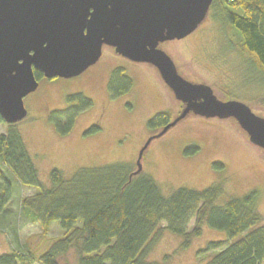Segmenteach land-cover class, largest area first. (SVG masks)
I'll use <instances>...</instances> for the list:
<instances>
[{
    "label": "rangeland",
    "instance_id": "obj_1",
    "mask_svg": "<svg viewBox=\"0 0 264 264\" xmlns=\"http://www.w3.org/2000/svg\"><path fill=\"white\" fill-rule=\"evenodd\" d=\"M160 47L185 78L209 85L219 99L242 101L254 113L264 116V78L248 62L237 34L224 23L218 11L211 10L190 35L164 41ZM116 67H122L131 77L133 87L127 94L111 98L107 82ZM77 92L91 98L93 105L78 114L68 134L60 135L48 115L65 107L67 95ZM23 103L27 115L15 124L45 185L49 184L52 168L70 175L79 167L126 162L135 170L140 150L162 129H149L147 121L157 112L169 111L174 118L181 111L180 101L152 65L132 62L109 46H103L99 60L80 75L42 77L37 89L26 95ZM96 124L99 130L86 133ZM6 131V123L0 122V132ZM191 146H197L198 151L185 153ZM140 163L142 172L156 181L164 195L181 186L201 189L217 183L222 185L220 199L224 200L256 190L257 207L264 222V150L250 143L232 119L189 115L153 139ZM216 163L223 167L215 166ZM4 173L10 181L11 200L1 220L0 254L16 249L35 260L64 231L55 221L44 233L38 222L30 221L20 205L36 189L20 184L7 168ZM193 225L194 218L187 229L191 230ZM210 241H221L224 247L233 240L228 239L225 231L204 225L201 234L193 237L187 248H182V239L164 229L151 237L145 259L159 264H203L220 250L202 252ZM74 261L72 252L60 259L61 264Z\"/></svg>",
    "mask_w": 264,
    "mask_h": 264
},
{
    "label": "trees",
    "instance_id": "obj_2",
    "mask_svg": "<svg viewBox=\"0 0 264 264\" xmlns=\"http://www.w3.org/2000/svg\"><path fill=\"white\" fill-rule=\"evenodd\" d=\"M211 10L234 30L248 62L264 78V0H212ZM35 75L42 77L37 71ZM132 87L133 80L122 67L112 70L107 82L111 98L127 94ZM66 103L48 115L60 135L68 134L78 114L93 105L82 92L67 95ZM171 118L169 111L157 112L147 126L163 128ZM0 122L4 121L0 118ZM6 125L7 131L0 132V225L11 200L7 168L20 184L36 189L22 199L23 214L38 222L44 233L55 221L64 233L35 260L11 249L0 254V264H61L60 259L71 252L75 255L71 264H159L145 259L156 232L170 231L187 248L204 225L225 231L233 241L224 247L221 241L208 242L202 252L220 250L203 264H264V222L256 190L224 200L217 183L201 189L181 186L164 195L150 175L141 171L131 176L134 169L126 162L79 167L70 175L52 168L45 185L16 124ZM96 125L86 133L99 130ZM197 151L191 146L185 153ZM192 218L194 225L188 230Z\"/></svg>",
    "mask_w": 264,
    "mask_h": 264
},
{
    "label": "water",
    "instance_id": "obj_3",
    "mask_svg": "<svg viewBox=\"0 0 264 264\" xmlns=\"http://www.w3.org/2000/svg\"><path fill=\"white\" fill-rule=\"evenodd\" d=\"M212 0H0V118L7 124L27 115L23 98L45 78H70L96 63L103 46L132 62L152 65L181 112L149 143L192 114L233 119L253 145L264 150V116L244 102L219 99L212 88L182 76L160 44L193 33L209 14Z\"/></svg>",
    "mask_w": 264,
    "mask_h": 264
},
{
    "label": "flooded vegetation",
    "instance_id": "obj_4",
    "mask_svg": "<svg viewBox=\"0 0 264 264\" xmlns=\"http://www.w3.org/2000/svg\"><path fill=\"white\" fill-rule=\"evenodd\" d=\"M115 52V51H114ZM116 53V52H115ZM117 54V53H116ZM117 55H119V54H117ZM121 56V55H120ZM139 63V62H138ZM145 64H147V63H145ZM157 71V70H156ZM158 73V72H157ZM42 75V74H41ZM159 75V74H158ZM35 77H36V75H35ZM42 77H44L43 75H42ZM42 77H40V78H37V80H38V84H39V80L42 78ZM160 77V76H159ZM161 79V78H160ZM181 103V102H180ZM182 107H183V105H182V103H181V110H182ZM181 112V111H180ZM190 115H192V114H190ZM177 116V115H176ZM189 116V115H188ZM173 119V117L171 118V120ZM158 133V132H157ZM156 139V138H155Z\"/></svg>",
    "mask_w": 264,
    "mask_h": 264
}]
</instances>
